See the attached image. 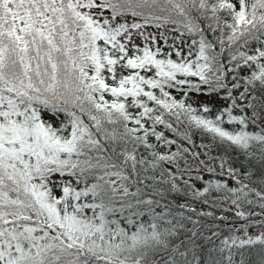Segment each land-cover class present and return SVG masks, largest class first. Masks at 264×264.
<instances>
[{"label": "trees", "instance_id": "1", "mask_svg": "<svg viewBox=\"0 0 264 264\" xmlns=\"http://www.w3.org/2000/svg\"><path fill=\"white\" fill-rule=\"evenodd\" d=\"M74 1L0 0V264H264V0Z\"/></svg>", "mask_w": 264, "mask_h": 264}, {"label": "rangeland", "instance_id": "2", "mask_svg": "<svg viewBox=\"0 0 264 264\" xmlns=\"http://www.w3.org/2000/svg\"><path fill=\"white\" fill-rule=\"evenodd\" d=\"M75 6L90 22L94 23L102 35L108 38L118 40L122 44L145 45L159 52H171L182 54L185 50V42L190 40L186 35L179 34L168 25L146 26L139 22L137 18L131 16H114L99 4L86 5L83 0H75ZM113 69V63H106ZM117 67L118 65L115 64ZM196 104H207L213 108L218 107L223 102L218 94L197 93L193 97ZM38 110L34 107H28L19 114V117L25 121L36 119ZM3 118H12L8 113L2 101H0V120Z\"/></svg>", "mask_w": 264, "mask_h": 264}]
</instances>
